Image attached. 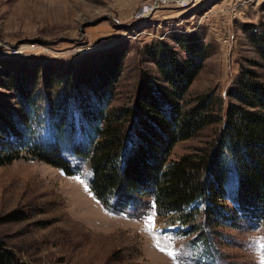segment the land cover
Here are the masks:
<instances>
[{"label": "rangeland", "instance_id": "374dc122", "mask_svg": "<svg viewBox=\"0 0 264 264\" xmlns=\"http://www.w3.org/2000/svg\"><path fill=\"white\" fill-rule=\"evenodd\" d=\"M182 1L0 0V158H13L0 162V241L22 264H261L264 210L240 205L232 164L220 203L230 218L208 226L202 202L182 214L159 215L151 200L135 194L138 200L125 211L105 209L89 187L90 163L75 154L103 128L83 112L102 110L106 117L136 110L147 86L168 87L156 59L161 46L174 49L182 62L189 58L181 48L186 38L206 50L181 103L184 111L212 96L225 122L228 106L239 105L234 89L246 73L256 72L264 83V59L253 42L264 34V0ZM112 59L120 71L105 101L88 66L104 74ZM78 78L93 89L77 87ZM22 81L28 103L17 90ZM125 119L132 131V120ZM220 123L176 143L170 162L208 154ZM48 145L60 147L74 175L29 154Z\"/></svg>", "mask_w": 264, "mask_h": 264}, {"label": "trees", "instance_id": "16d2710c", "mask_svg": "<svg viewBox=\"0 0 264 264\" xmlns=\"http://www.w3.org/2000/svg\"><path fill=\"white\" fill-rule=\"evenodd\" d=\"M253 42L264 59V34L254 36ZM181 48L189 55L184 62L171 47H160L156 59L168 87L147 86L141 93L142 98L138 99L136 110L116 111L106 117L102 110L94 114L83 112L87 120H97L103 125L102 129H97V138L89 146L75 149L77 157L90 163L93 175L89 183L91 192L105 209L114 213L125 211L139 197L151 200L159 215L170 212L182 214L184 208L202 202L205 204L204 220L208 226H213L226 220V217L230 218L220 203L224 201L223 186L228 182L232 164L238 175L240 205L247 212L263 211L264 83L258 79L256 72L249 70L234 89L233 97L239 105L228 106L225 122H222L223 117H217L212 96L199 98L195 106L184 111L181 103L201 71L207 54L198 40L191 37L181 42ZM113 61L104 65L106 76L97 72L95 66H88L92 75L98 76L95 91L105 101H108V89H112L113 79L115 81L120 71L118 63ZM77 82L79 88L93 89L86 85L84 78H78ZM66 83H71L70 79ZM16 86L23 103H28L31 94L27 84L22 81ZM81 91L76 89L78 98L84 100ZM68 96L67 89L64 98ZM126 117L132 120V131L125 127ZM217 122L221 126L208 154L198 161L192 156H185L170 162V153L176 143ZM141 124L145 127L139 126ZM29 154L34 159L62 169L67 175H74L72 163L62 156L57 145L37 146L29 150ZM12 159L0 158V162ZM0 264H22L2 241Z\"/></svg>", "mask_w": 264, "mask_h": 264}, {"label": "snow or ice", "instance_id": "6c2138e0", "mask_svg": "<svg viewBox=\"0 0 264 264\" xmlns=\"http://www.w3.org/2000/svg\"><path fill=\"white\" fill-rule=\"evenodd\" d=\"M154 222V214L153 215H150L148 218H147V223L149 224V230H151V224ZM163 250V249H161ZM170 255H172V253H169ZM261 264H264V258L261 259Z\"/></svg>", "mask_w": 264, "mask_h": 264}, {"label": "bare ground", "instance_id": "6f19581e", "mask_svg": "<svg viewBox=\"0 0 264 264\" xmlns=\"http://www.w3.org/2000/svg\"><path fill=\"white\" fill-rule=\"evenodd\" d=\"M186 1H188V0H183L182 2H186ZM181 3V2H180Z\"/></svg>", "mask_w": 264, "mask_h": 264}]
</instances>
